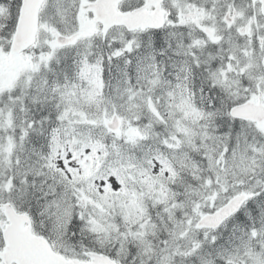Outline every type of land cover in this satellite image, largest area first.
I'll return each instance as SVG.
<instances>
[{
  "label": "snow or ice",
  "instance_id": "6c2138e0",
  "mask_svg": "<svg viewBox=\"0 0 264 264\" xmlns=\"http://www.w3.org/2000/svg\"><path fill=\"white\" fill-rule=\"evenodd\" d=\"M0 264H264V0H0Z\"/></svg>",
  "mask_w": 264,
  "mask_h": 264
}]
</instances>
